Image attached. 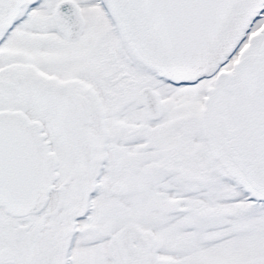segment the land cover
<instances>
[{
    "label": "snow or ice",
    "instance_id": "1",
    "mask_svg": "<svg viewBox=\"0 0 264 264\" xmlns=\"http://www.w3.org/2000/svg\"><path fill=\"white\" fill-rule=\"evenodd\" d=\"M0 264H264V0H0Z\"/></svg>",
    "mask_w": 264,
    "mask_h": 264
}]
</instances>
